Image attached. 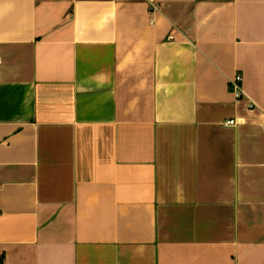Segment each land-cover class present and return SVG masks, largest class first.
<instances>
[{
  "label": "crops",
  "instance_id": "0c3cea01",
  "mask_svg": "<svg viewBox=\"0 0 264 264\" xmlns=\"http://www.w3.org/2000/svg\"><path fill=\"white\" fill-rule=\"evenodd\" d=\"M0 264H264V0H0Z\"/></svg>",
  "mask_w": 264,
  "mask_h": 264
},
{
  "label": "built area",
  "instance_id": "2783aa9c",
  "mask_svg": "<svg viewBox=\"0 0 264 264\" xmlns=\"http://www.w3.org/2000/svg\"><path fill=\"white\" fill-rule=\"evenodd\" d=\"M241 83H242V78L239 75L235 76L229 82L230 89L236 98L241 97ZM225 125L226 126H234L235 122L234 121H228L225 123Z\"/></svg>",
  "mask_w": 264,
  "mask_h": 264
}]
</instances>
